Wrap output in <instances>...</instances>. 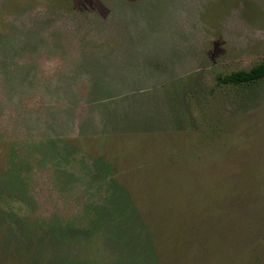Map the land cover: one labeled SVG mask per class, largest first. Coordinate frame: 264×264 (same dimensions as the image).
<instances>
[{"label": "rangeland", "instance_id": "374dc122", "mask_svg": "<svg viewBox=\"0 0 264 264\" xmlns=\"http://www.w3.org/2000/svg\"><path fill=\"white\" fill-rule=\"evenodd\" d=\"M261 63L264 0H0V264H264Z\"/></svg>", "mask_w": 264, "mask_h": 264}, {"label": "trees", "instance_id": "16d2710c", "mask_svg": "<svg viewBox=\"0 0 264 264\" xmlns=\"http://www.w3.org/2000/svg\"><path fill=\"white\" fill-rule=\"evenodd\" d=\"M262 79H264V63H261L256 67H253L249 71H238V72L232 73L229 76L221 77L219 81L220 83L225 84V85L241 86L244 84L255 83ZM23 230H24V240L23 241L17 240V245L15 248L17 255L24 254V256L28 257L27 252L37 248L39 243L46 244L45 247L40 248V249L45 250L47 252L50 251L52 248L55 250L59 247L56 244H54L53 247L51 246L50 241L54 242V238L50 234L43 235L40 238L32 237L34 232H32L30 235L27 233V231H30V229H28L27 224L24 226ZM16 231L17 230L15 228V237L18 235ZM55 246L57 247L54 248Z\"/></svg>", "mask_w": 264, "mask_h": 264}]
</instances>
